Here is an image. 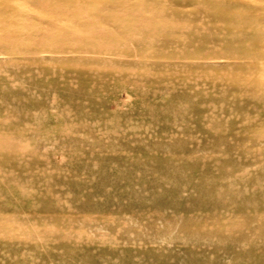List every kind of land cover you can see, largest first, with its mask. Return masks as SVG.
Wrapping results in <instances>:
<instances>
[{"label":"rangeland","instance_id":"1","mask_svg":"<svg viewBox=\"0 0 264 264\" xmlns=\"http://www.w3.org/2000/svg\"><path fill=\"white\" fill-rule=\"evenodd\" d=\"M16 2L0 264H264V0Z\"/></svg>","mask_w":264,"mask_h":264},{"label":"bare ground","instance_id":"2","mask_svg":"<svg viewBox=\"0 0 264 264\" xmlns=\"http://www.w3.org/2000/svg\"><path fill=\"white\" fill-rule=\"evenodd\" d=\"M13 1H17V0H13ZM18 1H20V0H18ZM256 1H258V0H256ZM259 1H261V0H259ZM23 2V1H22ZM26 2V1H25ZM24 2V3H25ZM17 3V2H16ZM251 3V2H250ZM263 3V2H262ZM25 5V4H24ZM258 6V5H257ZM18 7V6H17ZM24 7V6H23ZM56 8V7H55ZM62 8V7H61ZM24 9V8H23ZM30 9V8H29ZM59 9V8H58ZM65 10H67V9H65ZM69 10H71V9H69ZM20 11V10H19ZM37 11V10H36ZM55 11H56V9H55ZM26 12V11H25ZM28 13H30V12H28ZM28 13H24V14H21V15H19V16H16L17 18H15V21L13 20V27H11L12 25L10 24L8 27H11L10 29H6V27H7V25H6V27H4L3 29H4V31H6L4 34H1V36H0V39H1V41L3 42V44H5V45H12V44H14V43H16L17 41H24V39H28V37H25L24 36V33L25 32H33L34 34L33 35H27V36H29L30 38H32L31 39V41H32V43L33 44H37V43H39L40 41H42L43 40V35L44 34H42L41 33V30H44L41 26H39V23L38 22H41L40 24H42V21H36L37 23H38V25H31V24H28L27 22L30 20V17L28 16L29 14ZM38 13V12H37ZM55 13V12H54ZM63 13V15H64V12H62ZM52 14H53V12H52ZM58 14H60V13H58ZM72 14V13H71ZM257 14V13H256ZM38 15V14H37ZM65 15H68V14H65ZM39 16V15H38ZM7 17V16H6ZM5 17V18H6ZM10 17H12V15L10 16ZM35 17H36V14H35ZM32 18V17H31ZM57 18V17H56ZM88 18V17H87ZM86 18V19H87ZM33 19H35V18H33ZM36 20V19H35ZM42 20V19H41ZM34 21V20H33ZM52 21L53 20H51L50 21V23H52ZM30 22H32V20H30ZM4 23V22H3ZM2 23V24H3ZM6 23V22H5ZM4 23V24H5ZM9 23H11L10 21H9ZM48 23V22H47ZM1 24V25H2ZM3 24V25H4ZM35 24V23H34ZM44 24V23H43ZM2 25V26H3ZM56 25H58L57 23L54 25V26H56ZM51 26V25H50ZM53 26V25H52ZM59 26V25H58ZM58 26H56V27H54V29H56V30H58L59 31V28H57ZM49 27V26H48ZM60 27V26H59ZM50 28V27H49ZM1 29V28H0ZM49 29H47V31H48ZM60 30H61V28H60ZM46 31V32H47ZM52 31H53V29H52ZM55 31V30H54ZM54 34H55V32H54ZM45 35H46V33H45ZM58 35H60V34H58ZM262 77H264V72H263V76ZM261 80H262V78H261Z\"/></svg>","mask_w":264,"mask_h":264}]
</instances>
